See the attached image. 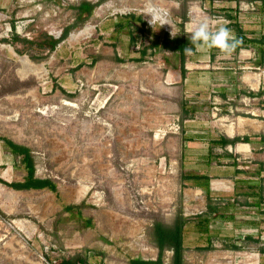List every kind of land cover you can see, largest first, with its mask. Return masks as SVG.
<instances>
[{
	"label": "rangeland",
	"instance_id": "1",
	"mask_svg": "<svg viewBox=\"0 0 264 264\" xmlns=\"http://www.w3.org/2000/svg\"><path fill=\"white\" fill-rule=\"evenodd\" d=\"M83 1L96 5L87 20L77 9ZM256 1L154 3L167 11L178 35L188 34L191 9L237 36L245 25L242 29L228 15L258 17ZM147 3L0 0V174L8 183L28 176L22 157L3 141L11 140L31 149L36 178L57 187L19 191L0 182V264L157 261L152 226L172 225L180 213L189 220L184 264H261L264 227L247 228L254 210L230 200L236 178L225 165L231 161L225 152L237 154L248 174L260 169L257 160L243 156L242 148H248L243 142L214 148L223 159H213L212 166L204 157L213 138L264 136V53L244 42L230 54L200 49L187 56L185 79L176 53L157 50L135 61L143 46L171 32L167 24L150 26ZM132 15L146 22L143 33L138 21L128 19ZM67 29L51 51V38H62ZM256 76L258 87L251 84ZM192 172L210 174L211 197L222 215L206 214V189L183 180ZM83 202L85 207L65 211ZM233 244L241 249L226 247ZM172 259L173 251L166 250L163 264Z\"/></svg>",
	"mask_w": 264,
	"mask_h": 264
},
{
	"label": "trees",
	"instance_id": "2",
	"mask_svg": "<svg viewBox=\"0 0 264 264\" xmlns=\"http://www.w3.org/2000/svg\"><path fill=\"white\" fill-rule=\"evenodd\" d=\"M96 7L95 4L89 2V1H83L78 6V10L81 15L87 14V16L84 18L87 20V18L92 14L94 8ZM184 17V16H183ZM229 18H232L231 15H228ZM185 18V17H184ZM129 20H135L138 21L141 24V29L139 30L140 33H143L144 27L147 25L145 21L142 20L141 17H136L134 15L129 16ZM13 30H15V23H13L12 26ZM135 30H132L131 32V40L135 42L134 32ZM244 32L240 29H238L237 37L244 42V47L248 45H254L256 47H259L261 51L264 53V36L259 39H247L244 34ZM69 34V29L65 30L63 33L62 38L60 39H54L51 38L50 44V50L54 51L57 47V45L65 39ZM17 39L18 36H15ZM186 46H191L189 41V34H182L177 35L175 39H172L169 34L165 33L162 38H158L157 40L153 41L150 45L143 46L140 54L141 57L136 59L135 61H144V59L148 55H155L157 50L162 51H169L172 53H176L180 57L181 62V75L182 78L185 79V76L188 72L186 68V59L187 56L184 55L183 49ZM240 45L236 48V50H241L242 48ZM214 49H211L213 51ZM151 51V52H149ZM197 50H194V53ZM97 61V59L94 60V63ZM117 61L124 62L125 60L118 58ZM186 114L188 111L185 109ZM5 142V145L9 147L12 151V153L18 157H22V164L25 166V169L28 172V176L25 179L24 182H14V183H8L6 182L0 174V182L15 189V190H43V189H49L51 191H56L57 187L56 184L50 180V179H40L36 178V163L34 156L32 154V151L30 148L19 145L14 143L11 140L3 139ZM262 141L264 142V136H262ZM243 142V143H250L251 137L250 136H238L233 139H229L226 137H221L219 140H217L215 143L219 144L222 148H225L227 146H235L237 143ZM184 181H194L195 186L204 187L208 194V212L207 215H214L215 217L220 216L218 213V207L214 204L213 200L210 198L209 188H208V181L209 178L207 176L203 175H183ZM202 182V183H201ZM193 183V184H194ZM264 188H262L263 192ZM86 204L83 202L80 205H74V206H67L65 207L66 212H72L74 210H79L83 207H85ZM188 219L185 218L182 213L178 214L174 220V223L172 225H165L163 223H155L152 226L151 229V235L153 243L157 246L159 249V258L157 261H146L140 258L133 259L130 261V264H163V257L166 250H172L173 251V259L172 264H184V238L186 233V225L188 224ZM210 222V219H205V223L208 224ZM89 227L92 226V222L89 221L87 224ZM208 233L210 230H206ZM248 241H254L259 242V238H253L252 236L246 237ZM228 249L233 250H239L241 249V246H238L237 244H233L231 246H226ZM210 249V248H209ZM261 254H264V248L260 250ZM52 264V263H51ZM59 264H86V260L79 258L76 261L73 260H62Z\"/></svg>",
	"mask_w": 264,
	"mask_h": 264
},
{
	"label": "crops",
	"instance_id": "3",
	"mask_svg": "<svg viewBox=\"0 0 264 264\" xmlns=\"http://www.w3.org/2000/svg\"><path fill=\"white\" fill-rule=\"evenodd\" d=\"M257 3L260 4V9H261V14L258 17H255L254 19L252 18H248L245 17L242 19V17L238 16V14L232 15V18H230L231 20H238V23L240 24V27H244L243 25H245V29H244V36L247 39H259L261 37L264 36V0H257ZM250 28H254V31H250ZM243 29V28H242ZM249 29V31H248ZM188 70V69H187ZM257 76L254 78H252L251 84L254 87H258L260 84V76H259V81H254V79H256ZM251 137V136H250ZM221 138V137H220ZM220 138H213L211 139L212 142H210V140L207 142V154H205L206 156L204 157V161L205 164L207 165V167L212 166L214 164L213 159H218L219 161H221L223 158V156L221 157H217V155L215 156L214 154V148L219 147L220 149H226L227 146L225 148H222L219 144L215 143L217 140H219ZM230 139V138H229ZM195 140L197 141H201L202 139L196 138ZM204 144V143H203ZM245 146H248V148H242L243 150H241L243 152V156L247 157L248 155H250V157L252 159H256V165L260 166V169L253 175V174H248L246 172V168H244V170L242 168H240V165L238 164V156L237 154L234 155V153L229 152L226 150L225 155H226V160H231V161H226L225 165H228L229 169H232V173L235 174V183L232 184V189L235 192L234 194L231 195L230 200L236 202L237 204L241 205V208L243 209H249V210H254L253 212L255 213V216L252 217V220L250 222H246L245 225L247 228H256V232H262V229L264 227V190L262 192V188H264V182H263V174H264V163L262 162V157L261 154L263 153V149H264V142L262 141V136H255V137H251V142L250 143H245ZM254 144H259L258 148H253ZM201 147L202 144L200 145V143H195V147ZM215 146V147H214ZM232 147V146H231ZM242 146H240L241 148ZM203 153V152H202ZM202 153L200 152H192L191 155L193 158L194 155L196 156V158L202 157ZM206 153V152H205ZM254 156V157H253ZM248 157V158H250ZM261 157V158H259ZM197 160V159H196ZM190 175H203V176H207L209 178L208 181V190L210 193V198L214 200L211 193L212 192V186H211V177L210 174H198V173H188ZM185 174V175H188ZM238 176V177H236ZM189 182V181H187ZM194 182V181H191ZM202 183V182H201ZM193 187H195V183L192 184ZM196 187H200V186H196ZM233 198V199H232ZM242 199V200H240ZM240 201V203H238ZM214 204L217 206V204L214 202ZM218 207V206H217ZM219 207H218V213H219ZM252 212V213H253ZM220 215L221 212L219 213ZM248 237V236H246ZM256 238V237H253ZM262 258H261V264H264V254H261Z\"/></svg>",
	"mask_w": 264,
	"mask_h": 264
},
{
	"label": "clouds",
	"instance_id": "4",
	"mask_svg": "<svg viewBox=\"0 0 264 264\" xmlns=\"http://www.w3.org/2000/svg\"><path fill=\"white\" fill-rule=\"evenodd\" d=\"M145 16L149 17L148 23L154 29L159 24L160 27L167 24L171 26L170 37L175 39L178 35L175 27L171 24L168 13L165 9L154 3V0H148L145 7ZM189 21L186 33L189 34L191 46H186L183 51L185 56L194 54V50L200 49H218L224 54H230L240 44L242 40L225 24H213L209 19H200L194 16L192 10L188 13Z\"/></svg>",
	"mask_w": 264,
	"mask_h": 264
},
{
	"label": "bare ground",
	"instance_id": "5",
	"mask_svg": "<svg viewBox=\"0 0 264 264\" xmlns=\"http://www.w3.org/2000/svg\"><path fill=\"white\" fill-rule=\"evenodd\" d=\"M23 64H24L25 68H27V62H24ZM23 73H24V72H23ZM25 75H26V74H25Z\"/></svg>",
	"mask_w": 264,
	"mask_h": 264
}]
</instances>
